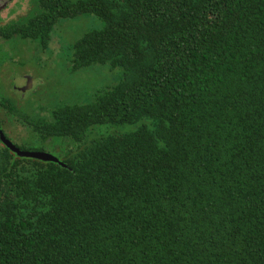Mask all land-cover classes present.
Instances as JSON below:
<instances>
[{"label": "trees", "instance_id": "trees-1", "mask_svg": "<svg viewBox=\"0 0 264 264\" xmlns=\"http://www.w3.org/2000/svg\"><path fill=\"white\" fill-rule=\"evenodd\" d=\"M29 3L0 38L93 14L69 69L122 74L83 102L0 99L1 129L69 147L0 142V264H264V0ZM105 125L134 128L87 137Z\"/></svg>", "mask_w": 264, "mask_h": 264}, {"label": "rangeland", "instance_id": "rangeland-1", "mask_svg": "<svg viewBox=\"0 0 264 264\" xmlns=\"http://www.w3.org/2000/svg\"><path fill=\"white\" fill-rule=\"evenodd\" d=\"M5 7L0 10V25L19 15L26 14L31 9L29 0H11ZM101 27L102 21L98 17L85 14L72 19L60 20L51 33L49 43L45 46L26 39L2 40L0 38V56H5L4 60L0 61V99L6 97L7 94L11 96L16 86L21 87L25 84L29 86L25 94L28 103L34 99L37 104H42L41 106L44 107L48 102L60 103L75 100L83 102L89 100L94 93L116 84L122 74V69L119 67L110 68L108 65H98L76 73L69 69L70 46L83 33L98 30ZM5 60L6 62L2 63ZM28 77H32L30 83L27 80ZM13 97L18 99H16L19 101L16 102L18 106L25 101H21L18 94ZM35 108L38 109L40 106H35ZM36 112L44 113L40 109ZM15 126L11 130L2 128L10 141L17 145L24 144L34 150L40 148L39 143L28 138V130L26 131L21 123ZM133 128V125L94 126L87 137L97 132H125ZM68 148L67 145L55 143L43 146L42 150L62 157Z\"/></svg>", "mask_w": 264, "mask_h": 264}, {"label": "water", "instance_id": "water-1", "mask_svg": "<svg viewBox=\"0 0 264 264\" xmlns=\"http://www.w3.org/2000/svg\"><path fill=\"white\" fill-rule=\"evenodd\" d=\"M8 0H0V10H2L6 4H7ZM30 79V78H29ZM0 142L6 146L11 152L15 153L18 156H24V157H31V158H36V159H40V160H44V161H54V162H58L61 165L63 164L62 162L59 161V159L47 152L44 151H32V150H23L20 149L18 146H16L12 141H10L4 134V132L1 129L0 126Z\"/></svg>", "mask_w": 264, "mask_h": 264}, {"label": "flooded vegetation", "instance_id": "flooded-vegetation-1", "mask_svg": "<svg viewBox=\"0 0 264 264\" xmlns=\"http://www.w3.org/2000/svg\"><path fill=\"white\" fill-rule=\"evenodd\" d=\"M9 1H11V0H8V2ZM7 2V3H8ZM5 8H7V7H5ZM23 16V15H22ZM19 17H21V15H19V16H17V17H15V18H13V19H11L10 21H16V19H19ZM9 21V22H10ZM6 24V23H5ZM2 39V38H1ZM13 38H11V39H8V40H12ZM2 40H6V39H2ZM4 62H6V60L5 61H3L2 63H4ZM22 78V77H21ZM23 78L24 79H26L24 76H23ZM27 80L29 81V83L31 82V80H32V77L29 79V77L27 78ZM28 88H29V86H25V84H23V86H21V87H18V86H16L15 87V92L12 94V97L13 96H15V95H20V97H21V101H23V100H25L26 99V96H25V94H26V92H27V90H28ZM16 93V94H15ZM13 99L15 100V102H19V101H17L18 99L15 97H13ZM17 99V100H16Z\"/></svg>", "mask_w": 264, "mask_h": 264}]
</instances>
